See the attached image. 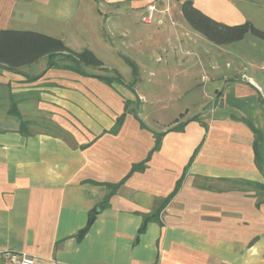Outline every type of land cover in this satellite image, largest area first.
I'll use <instances>...</instances> for the list:
<instances>
[{
	"label": "crops",
	"instance_id": "crops-1",
	"mask_svg": "<svg viewBox=\"0 0 264 264\" xmlns=\"http://www.w3.org/2000/svg\"><path fill=\"white\" fill-rule=\"evenodd\" d=\"M151 1L169 8L146 23ZM193 1L230 25L255 24L263 15L256 7L264 11V0ZM103 3L136 12L101 11ZM181 3L0 0V31L59 37L104 63L86 66L89 74L50 67L47 56L17 70L0 66V248L43 264H264V45L252 42L224 67L219 56L209 65L190 59ZM120 18L140 19L156 41L136 50L144 59L130 58L142 76L201 64L192 79L197 88L207 83L198 105L186 103L169 120L142 112L149 99L172 97L137 90L126 54L118 60L132 68L128 76L99 55V43L114 49L105 34L117 35Z\"/></svg>",
	"mask_w": 264,
	"mask_h": 264
},
{
	"label": "rangeland",
	"instance_id": "rangeland-1",
	"mask_svg": "<svg viewBox=\"0 0 264 264\" xmlns=\"http://www.w3.org/2000/svg\"><path fill=\"white\" fill-rule=\"evenodd\" d=\"M99 6L101 7V11H107L111 13L118 12L129 14L131 13V11H133L134 13L136 12V9H131L128 4L106 5L103 3ZM256 10V14L263 13V15H256L255 24L257 27L264 30V11H262L261 6L256 7ZM122 19L120 18L115 21V24L118 23L120 27L118 28L119 31L116 32L117 35H112L110 33L105 34L108 42L115 46H112L114 49H112L111 52H106L107 50L104 52L105 48L103 46L101 47V43H99V47L103 50L99 52V55L104 58L108 64L114 63L116 66H118V70H120L124 75L128 76L130 75L132 68L124 60H118V55L126 54L127 57L133 58L136 50H140V46L143 45V47H150L152 46V44H155L156 41L152 36H149V31H145L147 27L143 25L140 26V19L136 20L135 18L134 23L133 21L128 22V20ZM137 28L139 29V32L136 31ZM120 29L123 31H121ZM186 30L188 31H186V34L188 33V35L183 37V40H181L180 37V42L187 43L189 41V44L191 45L190 47H192L189 49L193 50L194 52H192L191 54L189 52L188 57L192 60H195L196 62H201L202 60L206 62V65H209L214 57L216 58L219 56L218 58L221 60V64L224 67L225 62L231 60L233 54H235V56L236 54H238L239 57L245 54V49L247 47H251L252 42L256 41L264 45V40L258 38L252 33H248L242 40L220 45L212 42L198 32L195 33V30L192 29V27L189 25L187 26ZM139 34H142V36L138 37ZM174 38L177 40L176 36ZM184 54L185 53L180 54L179 57ZM136 59H144V54L136 53ZM141 60L140 62L141 64H143V61ZM151 65L153 66V64ZM200 65V63H196V65L195 63L192 65L188 64L189 67L186 68H184L183 66L177 68L176 65H172V67L168 66L166 69L167 74L165 73L167 76L161 75L160 73H154L153 75L144 73L145 76L143 75V77L141 73H138L140 70H137V90L152 92L153 96L150 95L152 98H155V96L158 95H167L169 97H172L168 98L169 101H155V99H149V101L141 107V109L143 110L142 112L147 113L148 116H150L149 113H151L150 117H155V115H158L159 118H163L162 120H169L173 118L176 112H178V110H180V108L186 103L191 104L189 105L190 108H192L193 105H198L201 101L200 97H202L201 89L207 84L205 82H201V84L199 85L200 87L198 86V88L197 85L192 84V79H194L193 77L201 78V72L199 71L201 69ZM161 68L164 69V66ZM161 68H159L158 71H160ZM141 70L143 71L142 67ZM258 71L260 75H264V70L258 69ZM249 73L252 72L249 71Z\"/></svg>",
	"mask_w": 264,
	"mask_h": 264
},
{
	"label": "trees",
	"instance_id": "trees-1",
	"mask_svg": "<svg viewBox=\"0 0 264 264\" xmlns=\"http://www.w3.org/2000/svg\"><path fill=\"white\" fill-rule=\"evenodd\" d=\"M181 10L193 29L216 44L222 45L242 40L248 33L264 40V30L249 20L235 25L220 22L197 8L193 0H182ZM43 56L48 57L50 67H69L82 74H89L85 69L86 66L101 67L104 64L91 49L85 48L82 51H75L59 37L34 30L3 29L0 31V66L9 70H17ZM125 59L137 73L138 69L134 61L128 57ZM38 77L39 75L31 76L29 79L35 80ZM101 77L109 79L104 76ZM13 110L14 114L20 117L16 107ZM118 122L120 121L118 120ZM184 123H181L180 126ZM162 135L163 133H158V143H160ZM105 201L92 209L87 225L78 233L79 238L86 234L96 216L105 208ZM157 214L145 216L140 232L145 229L147 222L155 218Z\"/></svg>",
	"mask_w": 264,
	"mask_h": 264
},
{
	"label": "built area",
	"instance_id": "built-area-1",
	"mask_svg": "<svg viewBox=\"0 0 264 264\" xmlns=\"http://www.w3.org/2000/svg\"><path fill=\"white\" fill-rule=\"evenodd\" d=\"M168 1V0H167ZM169 5V4H168ZM168 6L164 10H160L156 1H151L146 6V11L142 14V20L151 23L154 15L158 11L168 10ZM0 264H43L35 256L21 251L0 248Z\"/></svg>",
	"mask_w": 264,
	"mask_h": 264
}]
</instances>
